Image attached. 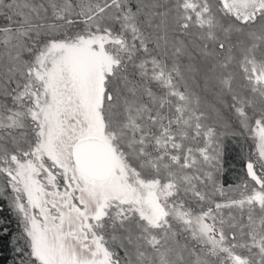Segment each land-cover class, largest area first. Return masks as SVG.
I'll return each mask as SVG.
<instances>
[{"label": "snow or ice", "instance_id": "6c2138e0", "mask_svg": "<svg viewBox=\"0 0 264 264\" xmlns=\"http://www.w3.org/2000/svg\"><path fill=\"white\" fill-rule=\"evenodd\" d=\"M0 264H264V0H0Z\"/></svg>", "mask_w": 264, "mask_h": 264}, {"label": "trees", "instance_id": "16d2710c", "mask_svg": "<svg viewBox=\"0 0 264 264\" xmlns=\"http://www.w3.org/2000/svg\"><path fill=\"white\" fill-rule=\"evenodd\" d=\"M243 161L235 154L229 156L226 161V167L228 168L227 180H231L235 175H238L242 168Z\"/></svg>", "mask_w": 264, "mask_h": 264}]
</instances>
